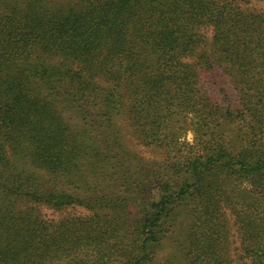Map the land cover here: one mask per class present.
Segmentation results:
<instances>
[{"label":"trees","instance_id":"1","mask_svg":"<svg viewBox=\"0 0 264 264\" xmlns=\"http://www.w3.org/2000/svg\"><path fill=\"white\" fill-rule=\"evenodd\" d=\"M251 1L0 0V264H177L159 255L171 234L185 264H236L232 217L239 260L264 264Z\"/></svg>","mask_w":264,"mask_h":264},{"label":"rangeland","instance_id":"2","mask_svg":"<svg viewBox=\"0 0 264 264\" xmlns=\"http://www.w3.org/2000/svg\"><path fill=\"white\" fill-rule=\"evenodd\" d=\"M251 6H254L259 9H264V2H257L255 0L251 1ZM208 35H210V31L206 32ZM232 96L235 95V91H231ZM125 139L126 143H128L129 147H131L134 151H136L140 156L145 158L148 161H163L166 158V150L163 147L154 145V144H146L139 139H137L129 130H125ZM180 140L184 143H188L191 145L194 142V133L192 130H184V132L181 133ZM43 212L45 213L46 217L50 219H59L67 214H75V215H84L87 214L88 211H86L84 208L79 206H71L64 209H54L52 207H49L47 205H44ZM231 232H230V238L232 240V254L236 257L237 262L236 264H245L244 262H247L246 259L239 260V257L241 255V248H240V237L237 233V227L234 224L233 217L231 219ZM182 231V230H179ZM177 234H171L170 236L166 237L164 239L163 245L159 251V255L162 259H165L166 257H170L177 262V264H185V256L183 259H181L180 254L178 252V248L175 247V237ZM94 251V250H93Z\"/></svg>","mask_w":264,"mask_h":264}]
</instances>
